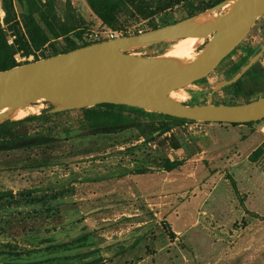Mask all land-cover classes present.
I'll list each match as a JSON object with an SVG mask.
<instances>
[{
  "label": "rangeland",
  "instance_id": "obj_1",
  "mask_svg": "<svg viewBox=\"0 0 264 264\" xmlns=\"http://www.w3.org/2000/svg\"><path fill=\"white\" fill-rule=\"evenodd\" d=\"M222 2H123L106 24L88 0H54V12L46 5L49 24L41 22L44 48L30 56L17 48L14 58L23 64L58 55L80 46L83 31L112 30L123 37L202 10L209 18L218 17L228 9L219 7ZM12 6L9 16L0 0V28L10 45L14 31L26 35L24 8L16 0ZM208 42L198 43L192 55ZM263 44L264 15L213 73L179 90L184 99L171 97L206 103L213 88L234 77ZM177 46L169 41L130 53L167 55ZM263 97L264 55L254 71L212 99L215 105H240ZM46 107L39 101L12 110L0 122V141L41 135L55 139L0 152V192L14 194L0 199V264L72 247L85 248L46 264H264V119L251 125L178 122L161 134L159 114L122 109L115 111L121 126L93 133L89 125L105 117V109L41 117ZM34 115L38 118L29 120ZM172 162L180 166L167 170Z\"/></svg>",
  "mask_w": 264,
  "mask_h": 264
},
{
  "label": "water",
  "instance_id": "obj_2",
  "mask_svg": "<svg viewBox=\"0 0 264 264\" xmlns=\"http://www.w3.org/2000/svg\"><path fill=\"white\" fill-rule=\"evenodd\" d=\"M229 0L219 4L222 9ZM189 17L151 31L83 46L0 71V122L15 109L52 102L51 113L113 104L204 123L247 124L264 119V97L240 105L213 104L219 89L238 82L264 55V47L235 77L215 88L205 105L171 94L202 81L231 55L264 15V0H236L218 17ZM186 38L209 39L200 56L177 59L131 51ZM11 108L9 111H6Z\"/></svg>",
  "mask_w": 264,
  "mask_h": 264
},
{
  "label": "trees",
  "instance_id": "obj_3",
  "mask_svg": "<svg viewBox=\"0 0 264 264\" xmlns=\"http://www.w3.org/2000/svg\"><path fill=\"white\" fill-rule=\"evenodd\" d=\"M16 1H18L24 8L23 24H24L26 35L21 34L17 30L14 31L13 33L15 37L14 44L10 45L9 39L5 31L0 28V71L11 69L13 67L22 65V64H18L14 58V54L16 51L15 49L18 48V51H21L23 52V54L30 56V55H33L41 51L47 43V37L45 35V31L41 25V22L45 23L46 25L49 24V17H48L46 5L48 3V6L50 7L51 11L54 12V0H48L47 3H45L44 0H16ZM133 1L135 0H88V4L91 10L93 11V13L98 18H100L104 23L107 24L111 22L112 17L114 16L115 12L119 9L121 3L133 2ZM3 2L5 5L6 12L8 13L9 16H11L12 8H13L12 0H3ZM180 2L181 1H177L176 4L178 5L180 4ZM203 12H205V10H202V13ZM193 16H196V14L194 13L189 14V17H193ZM85 32L87 31L81 32L78 36L80 41H82V44L80 46H77L74 44V42H71L70 44H74V45H72L70 48H67L66 50H63L61 53H67V52H70L72 50L78 49L83 46H88L94 43H98V42H84L83 34ZM102 41L104 40H101L99 42H102ZM153 47H149V49ZM145 56H157V55H145ZM37 60H39L38 57H36L34 61H37ZM26 63H29V61H26L23 64H26ZM45 102L47 103V107L43 109L41 113V117L49 116L51 111L55 107V105L52 102H48V101H45ZM207 102L203 104H189L186 102L184 103L190 106H199V105H205L207 104ZM102 108L105 109V112H107V114L102 115V116H105L103 117L104 119L101 118V120H94V122L89 125V129L93 133H98L101 131L103 132L106 130H113V129H117L118 126H121L123 124L122 122L123 120L119 118V115L115 113V111L117 110L131 109L135 112H138L144 115L151 113L149 111H146L140 108H131L127 106H119V105H113V104L98 105L94 109L97 110V109H102ZM159 115L162 117V123H161V127L159 130L161 134H165L169 132L175 123L194 122V121H189L185 119L174 118V117L167 116V115H162V114H159ZM37 118L38 116L34 115L29 120H34ZM9 122L10 121H8L7 123ZM253 123L255 122H251L247 124H233V125H251ZM54 140H55L54 138L46 137L44 135H41L38 137L10 138L4 141H0V152H8V151L22 149L26 147L27 146L26 144H29L30 142L46 144ZM179 166H180L179 162H172V163H167L165 165V168L167 170H173V169L178 168ZM13 196L14 194L11 191L0 192V199L7 198V197H13ZM65 244L66 243L58 244L55 247L65 246ZM84 248L85 247H72L67 250H63L61 252L52 253L48 257L46 256V257L28 258V259L18 258L16 260H13V263L14 264H46L47 262L52 261L53 258L59 259V258L68 257V256H77L80 254L81 250Z\"/></svg>",
  "mask_w": 264,
  "mask_h": 264
},
{
  "label": "bare ground",
  "instance_id": "obj_4",
  "mask_svg": "<svg viewBox=\"0 0 264 264\" xmlns=\"http://www.w3.org/2000/svg\"><path fill=\"white\" fill-rule=\"evenodd\" d=\"M230 5H231V3L228 6H230ZM202 18L210 19L207 15H203ZM202 40H204V39L186 38V39L176 41V42H178V46L176 47V49L174 51H171L166 56L171 57V58H177V59H189V58L193 57L192 51L194 50L195 46L198 43H200ZM203 55H204V53L200 52V56H203ZM178 91L172 93L171 95L177 99H180V100L184 99V95L180 94V91L179 92ZM10 109L11 108H8L6 111H9ZM20 115H22V114H20Z\"/></svg>",
  "mask_w": 264,
  "mask_h": 264
},
{
  "label": "built area",
  "instance_id": "obj_5",
  "mask_svg": "<svg viewBox=\"0 0 264 264\" xmlns=\"http://www.w3.org/2000/svg\"><path fill=\"white\" fill-rule=\"evenodd\" d=\"M120 37V35L112 30L106 31V32H85L83 34V41L84 42H99L101 40L107 41L112 40L115 38ZM15 60L17 63L20 62V59L16 56Z\"/></svg>",
  "mask_w": 264,
  "mask_h": 264
},
{
  "label": "flooded vegetation",
  "instance_id": "obj_6",
  "mask_svg": "<svg viewBox=\"0 0 264 264\" xmlns=\"http://www.w3.org/2000/svg\"><path fill=\"white\" fill-rule=\"evenodd\" d=\"M264 47V44L261 46V48L258 50V51H256V52H254L253 53V56L248 60V62H245V63H243L239 68H240V71L236 74V75H238L241 71H242V69L250 62V60L258 53V52H260L261 51V49ZM263 57V56H262ZM261 57V58H262ZM261 58L244 74V76H246L247 74H249L250 72H252V71H254L255 70V68L257 67V65H259L260 64V62H261ZM235 75V76H236ZM234 76V77H235ZM243 76V77H244ZM242 77V78H243ZM233 78V77H232ZM241 78V79H242ZM231 79V78H230ZM240 79V80H241ZM223 89V88H222Z\"/></svg>",
  "mask_w": 264,
  "mask_h": 264
}]
</instances>
